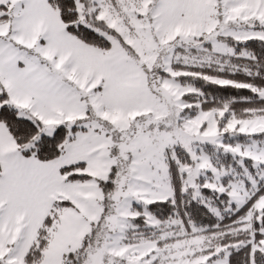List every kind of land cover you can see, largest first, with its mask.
Masks as SVG:
<instances>
[{
  "label": "snow or ice",
  "instance_id": "1",
  "mask_svg": "<svg viewBox=\"0 0 264 264\" xmlns=\"http://www.w3.org/2000/svg\"><path fill=\"white\" fill-rule=\"evenodd\" d=\"M0 264H264V0H0Z\"/></svg>",
  "mask_w": 264,
  "mask_h": 264
}]
</instances>
